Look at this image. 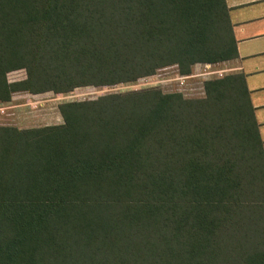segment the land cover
Wrapping results in <instances>:
<instances>
[{
	"label": "trees",
	"instance_id": "obj_1",
	"mask_svg": "<svg viewBox=\"0 0 264 264\" xmlns=\"http://www.w3.org/2000/svg\"><path fill=\"white\" fill-rule=\"evenodd\" d=\"M236 56L224 0H0V102ZM203 87L0 125V264H264V154L243 76Z\"/></svg>",
	"mask_w": 264,
	"mask_h": 264
},
{
	"label": "rangeland",
	"instance_id": "obj_2",
	"mask_svg": "<svg viewBox=\"0 0 264 264\" xmlns=\"http://www.w3.org/2000/svg\"><path fill=\"white\" fill-rule=\"evenodd\" d=\"M140 35V43L142 47L145 48L143 36L141 33ZM195 67H191L189 74L195 72ZM177 69L178 68L173 64L165 65L156 70L154 69L152 73L139 76L135 81L102 86H81L65 93L44 92L40 94H30L27 92H16L11 96L8 102L14 101L22 105H20V107L18 106V109H15L14 112L13 110L7 111L5 109L3 113L0 112V125H13L18 128H28L59 124L62 122V116L59 113L58 105L62 102L96 98L107 93L125 92L146 87H156L163 92H180L184 97L204 96L203 84L206 80L203 81L198 77L186 79V82L183 83L186 85L183 86L179 85L181 84L179 81L162 83L156 81L161 78H174L175 73L178 72ZM24 77L25 71L23 69L13 70L7 74V79L9 81L22 79ZM8 102H0V106H4Z\"/></svg>",
	"mask_w": 264,
	"mask_h": 264
},
{
	"label": "crops",
	"instance_id": "obj_3",
	"mask_svg": "<svg viewBox=\"0 0 264 264\" xmlns=\"http://www.w3.org/2000/svg\"><path fill=\"white\" fill-rule=\"evenodd\" d=\"M224 2L228 8L237 56L210 64L224 69V75L239 73L243 76L264 154V0H224ZM214 78L218 77L211 79ZM20 105L22 104L11 101L0 108L14 112Z\"/></svg>",
	"mask_w": 264,
	"mask_h": 264
},
{
	"label": "built area",
	"instance_id": "obj_4",
	"mask_svg": "<svg viewBox=\"0 0 264 264\" xmlns=\"http://www.w3.org/2000/svg\"><path fill=\"white\" fill-rule=\"evenodd\" d=\"M196 67H195V72L193 73H188V74H176L175 73V77L174 78H161V79H158L156 81H158L159 83H162V82H170V81H179L181 82V86L183 85H186V84H183L186 82V79L188 78H192V77H198L199 79H202L203 81L204 80H208V79H211L213 78L214 76H217V77H221L223 76V73H224V69L222 68H218V67H214L212 64L210 63H196ZM177 85V84H176ZM189 89V87H188ZM0 112H4V109L3 108H0Z\"/></svg>",
	"mask_w": 264,
	"mask_h": 264
}]
</instances>
